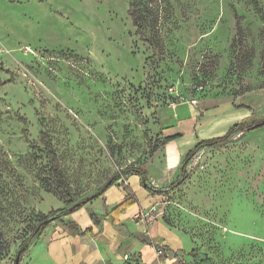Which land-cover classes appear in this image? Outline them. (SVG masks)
I'll list each match as a JSON object with an SVG mask.
<instances>
[{"label":"rangeland","instance_id":"1","mask_svg":"<svg viewBox=\"0 0 264 264\" xmlns=\"http://www.w3.org/2000/svg\"><path fill=\"white\" fill-rule=\"evenodd\" d=\"M136 5L147 41L130 0H0V240L10 241L0 264H15L40 215L65 207L41 181L51 171L37 110L82 197L129 165L145 164L151 186L168 187L186 154L168 170L162 140L189 116L201 136L264 117V0ZM187 170L179 188L149 192L152 234L135 215L134 230L118 228L131 241L86 264H264V125L200 149ZM134 175L113 184L126 197L135 196ZM100 196L85 206L102 230L111 208ZM63 227L55 221L31 237L20 264Z\"/></svg>","mask_w":264,"mask_h":264},{"label":"crops","instance_id":"2","mask_svg":"<svg viewBox=\"0 0 264 264\" xmlns=\"http://www.w3.org/2000/svg\"><path fill=\"white\" fill-rule=\"evenodd\" d=\"M185 123L186 128H184L183 131L173 132L174 134H180L181 136L172 141H169L166 144L165 150L168 170L178 167L182 156L184 154H187V152L191 150L199 140H205L224 135L229 130V128L237 122L233 124L221 125L219 128H216L217 130L205 128L202 131V136L200 130L197 129V117L195 115L189 116L187 120H185ZM171 153L174 155L172 162L170 159ZM127 182L129 188H131L136 197V202L125 209L124 212L120 215L119 225L114 224L112 218L108 217L105 228L101 230L94 223L92 217L88 212L87 206H84L79 210L69 214L68 217L78 223L81 228L86 229L87 227H92L93 231L88 232L85 235L73 234L67 227L64 226L63 228H61L64 231L62 234H58L57 236L55 234H52L53 239H50L51 242H49L48 240L46 241V244L42 243V246L36 247L37 252L32 253V264H86V262L93 263L95 262V260L100 259L103 256V251L106 246L111 248L112 250H115L122 244V242H124L125 244L131 241L129 235L123 233V231H119L118 228H126L123 229L125 230V232H129L130 230H134L136 228V226H134V216L139 212L144 211L143 209L147 208L150 204V191L143 186L141 178L138 175L130 176ZM126 195L127 192L123 187L113 185L109 187L103 193V195L100 196L99 202L101 201L102 207H110L112 209L118 203L123 201L126 198ZM136 224L139 226L142 225L139 223ZM142 226L144 227L143 231L147 229V234H152L154 231L155 223L152 222L148 225L147 228L145 225ZM159 228H161L160 235H166L165 227L162 224L158 226V229ZM37 255L41 256L38 257Z\"/></svg>","mask_w":264,"mask_h":264},{"label":"trees","instance_id":"3","mask_svg":"<svg viewBox=\"0 0 264 264\" xmlns=\"http://www.w3.org/2000/svg\"><path fill=\"white\" fill-rule=\"evenodd\" d=\"M129 13L132 17L133 23L136 26L137 33L141 39L147 41V38L144 34L143 24L140 18V14L136 5V0H130ZM253 110L252 108H250ZM39 115L40 122V143L42 152L47 160V163L50 167L51 175L42 176L41 181L43 185L52 191L57 197H59L65 204L63 208L51 209L48 213L42 214L39 216L37 224L31 229V236L24 239L20 243V248L17 251V255L20 256V259L23 255L29 250V247L32 243V240L35 236L40 237L44 229H46L51 223L55 221H60L65 227L69 228L76 234L85 235L88 232H92V227H87L86 229L81 228L76 222L66 220L64 217L79 210L84 207L89 200L94 199L102 195L111 185L115 183L117 179L121 178V175L127 174H137L141 178L143 186L153 194H164L171 188H179L183 182L188 178L187 166L190 160L194 155L204 147H211L219 144H224L232 141V138L235 134L240 132H246L248 130L257 128L264 125V117L256 118L254 117V112L251 116L244 118L243 120L233 124L229 130L221 136L199 140L196 145L187 152L182 162V172L178 176L177 180H174L168 187L163 189H156L151 186L149 182V171L145 164L138 166L129 165L124 168L120 174L115 175L112 180L108 179L95 193L90 196L82 197L80 193L73 189L70 181L67 179L63 167L60 155L55 147L53 138L50 132L45 128L44 118L42 117L39 110H37ZM180 134L168 135L163 138L162 144L166 145L169 141H172L178 137ZM136 197L129 195L123 201L114 206L108 213L107 217H111L113 223L116 225L120 224V215L124 212L125 209L130 207L133 203L136 202ZM86 201V202H85ZM92 217V216H91ZM93 219V218H92ZM33 237V238H31ZM10 250V241L0 240V259L3 258ZM194 254V258L197 257V249L193 248L191 251Z\"/></svg>","mask_w":264,"mask_h":264},{"label":"built area","instance_id":"4","mask_svg":"<svg viewBox=\"0 0 264 264\" xmlns=\"http://www.w3.org/2000/svg\"><path fill=\"white\" fill-rule=\"evenodd\" d=\"M153 208L146 211H141L136 215L137 222L139 224L145 225L146 228L149 224H151L154 221V214H153ZM147 229H145L146 231Z\"/></svg>","mask_w":264,"mask_h":264},{"label":"water","instance_id":"5","mask_svg":"<svg viewBox=\"0 0 264 264\" xmlns=\"http://www.w3.org/2000/svg\"><path fill=\"white\" fill-rule=\"evenodd\" d=\"M86 202V201H85ZM15 264H20V256L17 255V258H16V261H15Z\"/></svg>","mask_w":264,"mask_h":264}]
</instances>
